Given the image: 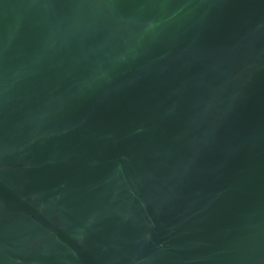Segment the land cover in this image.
<instances>
[{
	"label": "water",
	"instance_id": "water-1",
	"mask_svg": "<svg viewBox=\"0 0 264 264\" xmlns=\"http://www.w3.org/2000/svg\"><path fill=\"white\" fill-rule=\"evenodd\" d=\"M0 264H264V0H0Z\"/></svg>",
	"mask_w": 264,
	"mask_h": 264
}]
</instances>
